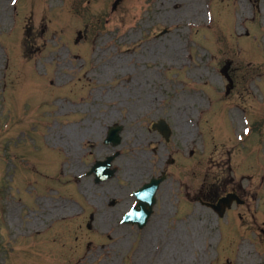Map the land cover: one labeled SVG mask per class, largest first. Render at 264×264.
<instances>
[{"label":"rangeland","instance_id":"rangeland-1","mask_svg":"<svg viewBox=\"0 0 264 264\" xmlns=\"http://www.w3.org/2000/svg\"><path fill=\"white\" fill-rule=\"evenodd\" d=\"M115 1L46 0L41 6L38 0H20L15 7L0 0V264H264V0H185L176 8L171 0H122L113 11ZM208 3L215 23L199 29L209 23ZM55 7L61 8L55 12ZM173 39L179 41L178 54L169 53ZM228 60L236 86L226 96L221 69ZM142 77L147 79L140 88ZM66 81L77 100H62ZM77 104H84L85 114L72 112ZM97 106L99 129L111 111L124 127V155L117 162L122 171L130 151L148 155L147 178L159 169L153 163L177 158L168 184L182 186L181 213L175 216L173 206L168 216L173 219L160 222L161 229L155 230L158 222L139 231L120 226L117 217L100 219L106 210L114 217L128 207L121 208L120 194L100 195L118 188L115 180L95 192L101 196L95 201L88 194L83 200L71 178L79 169L74 155L82 157L80 143L71 139V150H64L62 138L84 135L93 119L87 114ZM246 116L254 132L243 147L238 136ZM161 118L173 129L170 144L150 130ZM96 147L101 155L83 157L87 162L110 150L102 139L84 144L99 154ZM62 157L71 160L64 167ZM226 162L228 171L221 166ZM36 165L39 172H33ZM60 167L71 177L60 175ZM226 174L229 189L242 184L256 195L250 201L255 219L246 209L237 210L244 212L240 227L232 220L236 213L232 223L225 222L197 200L222 193L219 181ZM187 200L193 209L185 214ZM165 203H159L157 215ZM90 214H95L91 230ZM239 228L242 237L238 232L240 238H234L232 230ZM49 229L37 240L29 238ZM39 239L55 244L38 247Z\"/></svg>","mask_w":264,"mask_h":264},{"label":"bare ground","instance_id":"bare-ground-1","mask_svg":"<svg viewBox=\"0 0 264 264\" xmlns=\"http://www.w3.org/2000/svg\"><path fill=\"white\" fill-rule=\"evenodd\" d=\"M185 0H171V3H174L173 6L174 8L178 7L182 2H184ZM167 47L169 48V53L172 52V54H178L179 50H180V45H179V41H177L176 39H173L168 45ZM107 68V67H106ZM57 72H60V68H58L56 70ZM60 134V133H59ZM59 134L57 136H55V138H57V141H60V139L62 137L59 136ZM69 138H72L71 135H69ZM74 138V137H73ZM65 143H70L68 139L64 140ZM245 252H249L247 250V248L244 249Z\"/></svg>","mask_w":264,"mask_h":264},{"label":"water","instance_id":"water-1","mask_svg":"<svg viewBox=\"0 0 264 264\" xmlns=\"http://www.w3.org/2000/svg\"><path fill=\"white\" fill-rule=\"evenodd\" d=\"M228 67H229V66H228ZM228 67H227V68H228Z\"/></svg>","mask_w":264,"mask_h":264}]
</instances>
